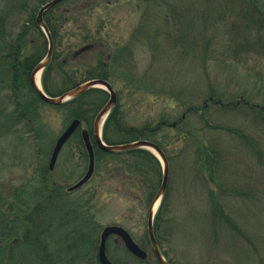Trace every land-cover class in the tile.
Segmentation results:
<instances>
[{
	"label": "trees",
	"instance_id": "16d2710c",
	"mask_svg": "<svg viewBox=\"0 0 264 264\" xmlns=\"http://www.w3.org/2000/svg\"><path fill=\"white\" fill-rule=\"evenodd\" d=\"M49 1L0 0V132L12 129L9 122H15L22 124L26 132L39 140L45 135L38 125L43 106L61 109L66 124L75 119L81 122L70 140L77 139L83 151L81 127L87 128L94 145L95 167H105L130 188L136 185L140 199L149 207L162 183L160 160L150 150L142 148L105 152L94 140L93 122L107 103L109 93L102 88H91L61 105H51L44 102L32 86L31 73L45 59L49 45L46 34L37 23V14ZM100 1L92 2L98 5ZM191 8L195 16L190 19L191 29L187 33L188 38L192 36V46L200 48L205 60L210 58L225 69L237 71L241 65L244 69L242 80L247 81V87L240 89L237 85L232 86V82L221 84L219 77H213L206 70L204 88L185 91L187 81L181 83V77L168 62L172 48L162 44L160 39L155 40V33L158 35L160 29L153 28L150 19H144L145 23L134 29L132 35L137 36L134 44L128 41L112 47L104 33L106 23L98 24L93 32L86 22H82L85 15L77 8V0L60 2L43 17L53 41L51 61L41 74L42 88L47 95L60 96L93 79H104L113 85L117 67L127 71L130 78H135L144 94L156 99L164 96L177 103L179 111L176 110L178 114L172 118L162 115L159 119L139 121L119 91L117 103L102 128L103 141L108 145L148 140L155 143L167 158L169 183L154 220V236L160 248V228L171 213L175 176L183 174L181 176L188 181L192 173L196 181L219 185L217 177L206 180V171L215 174L219 168L223 151V147L208 139L210 131L221 130L236 135L258 161L264 159V151L252 133L239 125L216 122L221 114L230 116L242 109L251 114L255 125L264 124V70L259 69L262 65L259 60L249 62L253 57L264 59V0H192ZM214 13L217 15L213 18ZM201 40L204 42L200 44ZM139 43L156 52L144 71L134 75L139 67L134 46ZM83 47L88 48L80 52ZM87 53L92 58L86 57ZM160 55L167 57V62L161 60ZM52 145L43 146L40 151L49 155ZM84 156L88 157L86 150ZM51 171L49 165L42 162L26 183L17 186L13 193L4 189L3 193L0 192V264H101L98 259L100 228L95 227L93 220L95 207L89 208L88 202L74 204L70 199L73 191L69 192L68 188L50 179ZM212 199L213 216L222 215L227 225L253 248L258 263L264 264V254L255 242L225 214L221 202ZM147 233L146 240L152 250ZM138 243L145 247L142 242ZM115 252L111 253L107 246L114 264L138 262L125 247ZM156 262L159 264L157 259ZM150 264H154L151 259Z\"/></svg>",
	"mask_w": 264,
	"mask_h": 264
},
{
	"label": "rangeland",
	"instance_id": "374dc122",
	"mask_svg": "<svg viewBox=\"0 0 264 264\" xmlns=\"http://www.w3.org/2000/svg\"><path fill=\"white\" fill-rule=\"evenodd\" d=\"M92 1L77 0V8L85 15L81 20L86 22L93 32L98 24L106 23L104 33L112 47L128 41L134 44L133 41L137 37L132 35L134 29L142 22L144 24V19H150L151 26L160 29L158 35L155 33V40L160 39L162 44H168L169 49L172 48V57L168 62L177 76L181 77V83L187 81L185 91L204 88L203 77L207 75L206 70L210 71L213 77H219L221 84L232 82V86L237 85L240 89L247 87V81L242 80L244 69L241 65L237 71L225 69L210 58L205 60L200 48L192 46V36L188 38L187 33L188 29H191L190 19L195 16L191 8L192 0H101L98 5ZM145 7L149 8L145 10ZM216 15L214 13L213 18ZM202 42L204 41L201 40L200 44ZM215 47L222 49L219 45ZM134 48L139 66L138 70L134 71V75H137L150 64L156 51L142 43L136 44ZM85 56L92 58L90 53ZM160 56L161 60L165 59L167 62V57ZM254 60L262 62L259 69L263 71L264 59L253 57L249 62L253 63ZM114 70L116 75L113 89L116 94L120 91L128 108L139 121L147 118L159 119L162 115L172 118L178 114L176 102L172 103L164 96L156 99L144 94L141 84L139 86L135 78H130L127 71L117 67ZM233 75L235 77H232ZM262 91L264 92V85ZM41 112L42 119L38 125L42 127L45 135L39 140H35L26 132L22 124L15 122H9L12 129L0 132L1 193L3 189L13 193L17 186L26 183L40 163L46 162L49 165L52 152L46 155L40 148L51 143L54 146L69 125L66 124L64 113L59 108L44 105ZM230 116L221 114L216 122L243 127L258 139L264 151V124L255 125L251 114L242 109ZM208 136L212 142L223 147L220 166L215 174L206 171V180L217 177L219 185L214 182L203 184L199 179L196 181L192 173L188 181L185 176H181L183 174H177V178L175 176L171 213L160 228L161 252L170 264H259L258 255L253 248L227 225L224 217L220 214L213 216L211 203L212 197L218 199L224 206L225 214L246 231L258 250L264 254V159L258 161L256 155L242 145L241 139L230 132L210 131ZM84 151L77 139L69 140L61 149L54 169L48 175L49 178L66 189L78 182L88 170L89 159L84 156ZM119 180L120 177H113L105 167H95L91 179L73 191L70 199L74 204L88 202L89 208L92 205L95 207L93 220L95 227L100 228L99 236L104 227L119 224L127 228L136 241L142 242L150 256L155 258L146 240L150 206L140 199L136 185L130 188L127 183H121ZM118 243H114L113 238L108 241L107 246L110 247L111 253L116 254L115 250H122L124 246L121 242Z\"/></svg>",
	"mask_w": 264,
	"mask_h": 264
},
{
	"label": "water",
	"instance_id": "95a60500",
	"mask_svg": "<svg viewBox=\"0 0 264 264\" xmlns=\"http://www.w3.org/2000/svg\"><path fill=\"white\" fill-rule=\"evenodd\" d=\"M64 0H50L46 4H44L38 14H37V23L42 28L44 33L46 34L48 38V52L43 61H41L32 71L31 73V83L33 88L35 89L37 95L46 103L51 105H61L80 94L84 93L85 91L91 89V88H102L106 90L109 93V99L107 103L102 107V109L97 113L93 128H92V134L94 137V140L96 142V145L103 151L109 152V153H116V152H122V151H129L133 149H147L153 152V154L162 162V168H163V177H162V183L159 188V191L154 198V200L151 203L149 215H148V234L149 239L151 241V245L153 248V251L159 261L160 264H168L166 259L161 253V250L157 244V241L154 236V228H153V221L154 217L157 211V206L160 204V201L167 189L168 181H169V168H168V161L164 154V152L153 142L148 140H140V141H134L131 143H125V144H115V145H108L103 141L102 138V127L103 124L109 115L112 108L117 103V94L115 90L113 89L112 85L104 79H93L90 81H87L78 87L67 91L60 96L52 97L47 95L42 85L37 86L35 82V76L37 73L43 72V70L46 68V66L50 63L52 52H53V41L51 38V35L49 33V30L44 22V14L50 10L51 8L55 7L57 4L62 2ZM88 47H83L81 51L86 50ZM81 122L78 119L73 120L66 129L61 133V135L56 140V143L53 147L50 163H49V169L53 170L55 163L57 161V158L59 156V153L63 146L66 144V142L72 137V135L77 131L79 128ZM81 137L83 140L84 147L87 151L88 158H89V164H88V170L85 173V175L75 184L68 187V191L72 192L79 188H81L83 185H85L93 176V173L95 171V151H94V145L91 139V135L88 129H82L81 130ZM156 207V208H155ZM117 236L119 237L124 247L135 257L139 258L140 260L144 261L147 258V251H145L143 248H141L137 242L133 239L131 234L122 226L114 224V225H108L103 228L101 234H100V243L98 247V259L101 264H114L108 257L106 252V244L110 236ZM141 264H146L145 262H142Z\"/></svg>",
	"mask_w": 264,
	"mask_h": 264
},
{
	"label": "flooded vegetation",
	"instance_id": "af4514ba",
	"mask_svg": "<svg viewBox=\"0 0 264 264\" xmlns=\"http://www.w3.org/2000/svg\"><path fill=\"white\" fill-rule=\"evenodd\" d=\"M92 128H93V126H92ZM153 228H154V225H153ZM133 237V236H132ZM111 238H113L114 239V243H117V244H119L118 242H121L122 244H123V242H122V240L119 238V237H117V236H115V235H113V236H110L109 237V239H108V241L111 239ZM134 238V237H133ZM156 239V238H155ZM108 241H107V244H106V252H107V245H108ZM136 241V240H135ZM157 241V240H156ZM137 242V241H136ZM138 243V242H137ZM139 244V243H138ZM157 244H158V246H159V243L157 242ZM124 246V245H123ZM140 246V245H139ZM141 247V246H140ZM142 248V247H141ZM159 248H160V246H159ZM144 249V248H143ZM145 251H147L146 249H144ZM160 250H161V248H160ZM152 253L154 254V257L157 259V257H156V255H155V253H154V251H153V248H152ZM107 255H108V253H107ZM108 257H109V255H108ZM155 258H152L151 256H150V254L147 252V258L144 260V261H142V260H139V258H137L136 257V259L138 260V262H134L133 264H141L142 262H145L146 264H150V259H151V261L154 263V264H156L157 262H156V260H155ZM111 260V259H110ZM158 260V259H157ZM159 262V261H158ZM167 262H168V264H170L169 263V261L167 260ZM160 264V263H159Z\"/></svg>",
	"mask_w": 264,
	"mask_h": 264
},
{
	"label": "bare ground",
	"instance_id": "6f19581e",
	"mask_svg": "<svg viewBox=\"0 0 264 264\" xmlns=\"http://www.w3.org/2000/svg\"><path fill=\"white\" fill-rule=\"evenodd\" d=\"M35 82H36L37 86L40 87V85H41V73L40 72L37 73V75L35 76Z\"/></svg>",
	"mask_w": 264,
	"mask_h": 264
}]
</instances>
